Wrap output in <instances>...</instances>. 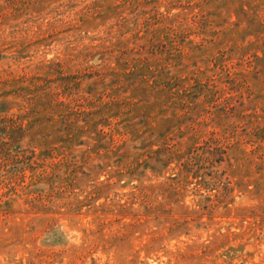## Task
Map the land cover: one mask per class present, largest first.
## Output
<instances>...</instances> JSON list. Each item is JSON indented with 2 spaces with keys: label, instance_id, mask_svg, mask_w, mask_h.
I'll use <instances>...</instances> for the list:
<instances>
[{
  "label": "rangeland",
  "instance_id": "1",
  "mask_svg": "<svg viewBox=\"0 0 264 264\" xmlns=\"http://www.w3.org/2000/svg\"><path fill=\"white\" fill-rule=\"evenodd\" d=\"M0 264H264V0H0Z\"/></svg>",
  "mask_w": 264,
  "mask_h": 264
}]
</instances>
